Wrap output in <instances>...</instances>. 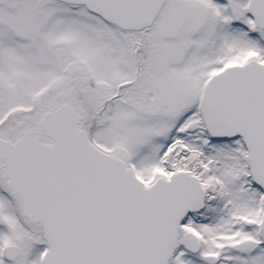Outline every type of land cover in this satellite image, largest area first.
<instances>
[{"label":"rangeland","instance_id":"374dc122","mask_svg":"<svg viewBox=\"0 0 264 264\" xmlns=\"http://www.w3.org/2000/svg\"><path fill=\"white\" fill-rule=\"evenodd\" d=\"M247 1L167 0L151 28L132 34L83 7L0 0V138L15 143L46 113L69 106L90 141L122 160L145 185L179 170L190 173L196 163L192 147L201 137L196 101L202 85L220 66L239 60L240 52L258 47L247 35V16L231 13L245 11ZM240 21L246 35L234 25ZM229 147H220L219 154ZM170 150L174 157L165 166ZM240 161L223 178L204 179L211 195L187 224L203 249L188 264H264V244L254 238L264 201L248 185L242 188L247 178ZM7 173L0 164V254L16 249L9 264H42L41 229L23 219Z\"/></svg>","mask_w":264,"mask_h":264},{"label":"water","instance_id":"95a60500","mask_svg":"<svg viewBox=\"0 0 264 264\" xmlns=\"http://www.w3.org/2000/svg\"><path fill=\"white\" fill-rule=\"evenodd\" d=\"M57 1L84 5L135 32L150 28L165 2ZM248 10L264 29V0H251ZM201 108L214 138H244L253 181L264 190V67L252 63L214 77ZM38 130L53 143L25 138L13 146L0 139V161L10 168L9 188L24 217L42 227L48 246L43 264H169L181 222L203 209L199 181L181 172L144 188L122 161L89 142L68 106L46 114ZM184 246L194 254L200 249L192 234L184 236Z\"/></svg>","mask_w":264,"mask_h":264},{"label":"flooded vegetation","instance_id":"af4514ba","mask_svg":"<svg viewBox=\"0 0 264 264\" xmlns=\"http://www.w3.org/2000/svg\"><path fill=\"white\" fill-rule=\"evenodd\" d=\"M237 10H234L233 13L235 15L238 16V18L243 19L246 17L247 12L242 10V11H238V13L236 12ZM238 27L244 31V35L245 34V24L244 21L243 22H239ZM254 28V27H253ZM252 42L258 46L255 49L254 48H250L252 50H250V52H253L252 54V58L249 60H244L245 59V54L243 52H240L239 54V60H232V62H234V64L237 65H243L248 61L251 60H255L261 64H264V47H262V45L264 44V30H258V29H253L251 37H249ZM244 39V37H243ZM242 55V56H240ZM233 64V65H234ZM198 107L196 104V113L198 111ZM199 115V113H198ZM201 120V118H200ZM199 121V118H198ZM199 126L201 128L200 130V134L201 137H197L195 140L199 142V146H195L192 147L193 152L192 153H196L195 157H196V163L194 164L195 169L190 171V174L196 176L197 178H199L201 184L203 185V187L205 188L206 191V204H207V200L208 197L211 195L210 191H208L207 186H205V181L204 179L206 178H213L215 181L219 180V178H223L229 171H232V169L234 167H237V164L239 163V158H241V165H242V173L243 176H245L247 178V182H243L245 184L242 185V188H245L246 185H248L250 188H252L253 190H256L257 192L260 193V195L262 196L263 191L256 189V187L253 185V181L251 178V174H250V169H249V165H248V152L247 149L244 145V142L242 139L240 138H236V139H229V140H213L209 134L207 133L204 124L199 122ZM34 131L31 133H28L27 135H32L35 136V134H33ZM199 134V135H200ZM199 139V140H198ZM229 146H231L232 151H228L226 153H224L225 155H220L219 154V149L220 147H226V148H230ZM215 151L218 153V156H215ZM172 152L171 154V159L174 157V151H170ZM182 154V153H181ZM181 154H175V157L178 159L181 157ZM220 155V156H219ZM236 159L238 160V162L236 161ZM200 160H202L203 162H200ZM203 163H205V165H203ZM211 164V165H210ZM213 164V165H212ZM214 166V168H216V172H214V168H209L208 166ZM182 171V170H179ZM242 176V177H243ZM218 193V192H217ZM228 204H225L224 208H222L224 211H226L228 209ZM195 216H192L191 219H193ZM221 215H219V217L214 218L216 221H218V219H220ZM198 223H200V225H204L205 227H207L206 225L209 224V222H200L199 220H197ZM203 226V227H204ZM193 233H195L199 240H200V236L193 230H190ZM187 232V231H186ZM9 250L4 251V253L0 254V264H9L14 262L15 260L11 257H9L8 255ZM185 255L183 252L179 253L177 255V257H181V264H185L183 261V256ZM200 254V253H199ZM199 254L197 255H192V254H186L185 256L189 259H193L195 257H197Z\"/></svg>","mask_w":264,"mask_h":264},{"label":"trees","instance_id":"16d2710c","mask_svg":"<svg viewBox=\"0 0 264 264\" xmlns=\"http://www.w3.org/2000/svg\"><path fill=\"white\" fill-rule=\"evenodd\" d=\"M209 226V225H208ZM183 256V261H184V263L185 264H188V261L187 260H189L185 255H182Z\"/></svg>","mask_w":264,"mask_h":264}]
</instances>
